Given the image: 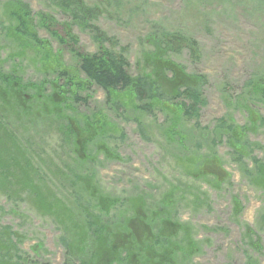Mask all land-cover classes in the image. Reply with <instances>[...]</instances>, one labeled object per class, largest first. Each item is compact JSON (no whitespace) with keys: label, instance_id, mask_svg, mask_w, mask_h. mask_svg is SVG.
Listing matches in <instances>:
<instances>
[{"label":"rangeland","instance_id":"1","mask_svg":"<svg viewBox=\"0 0 264 264\" xmlns=\"http://www.w3.org/2000/svg\"><path fill=\"white\" fill-rule=\"evenodd\" d=\"M24 7L37 37L49 43L54 55L61 54L64 66L78 64L71 50L60 46L58 40L66 42L61 24L69 27L77 53L120 56L130 79L145 77L166 93L200 85L205 103L197 126L193 119L173 127L167 121L174 117L170 112L158 108L154 118L143 114L129 91L106 93L92 85L79 91L70 107L47 105L46 112L34 102L40 92L27 91L21 100L32 115L23 120L14 96L2 92L0 237L7 244L0 239V264H67L75 227L84 215L96 214L98 195L116 201V211H124L122 203L133 197L154 210L172 191L169 222L188 225L200 250L188 264H264V193L248 184L223 141L211 143L223 119L247 126L248 141L264 148V122L258 121L264 120V103L253 92L247 95L264 79V0H0V69L38 85L52 78L45 76L40 53L12 38L14 29L7 31L8 24H16L10 15L24 13ZM43 24L56 26L54 37ZM49 81L42 96L51 93ZM92 120L105 125L102 142L98 135L88 146V134L76 143L64 137L67 129L82 130V123ZM139 125L148 141L141 138ZM168 127L181 132V147L168 144ZM202 139L229 175L220 187L186 177V157L195 145L201 143L205 154ZM253 156L262 161L264 152L255 150ZM243 224L258 239L259 253L250 248ZM4 227L16 240V251Z\"/></svg>","mask_w":264,"mask_h":264},{"label":"trees","instance_id":"2","mask_svg":"<svg viewBox=\"0 0 264 264\" xmlns=\"http://www.w3.org/2000/svg\"><path fill=\"white\" fill-rule=\"evenodd\" d=\"M69 3L71 2L69 1ZM71 4H75V2ZM28 13L27 9L21 14L19 12L14 14L13 12L11 14L12 17L10 15V19L12 18L16 24H14V27L8 24L7 31L10 34L9 30L12 31L14 29L12 38L15 37L17 40L22 41L28 49L34 50L36 48L40 53L39 61L41 67L45 69V76H52V78H45L38 85L24 83L18 73L5 74L0 69V97L13 95L16 106L22 111L18 113L24 116L23 120L26 116L30 117L32 115L28 113L25 101L21 100L24 97V92H40L38 99L34 100V102L38 103L37 106L41 108L42 112H46L45 107L47 105L54 107V109L70 107L69 103L77 101V93L79 91H83L92 85H97L106 93L129 91L135 102L140 104L139 111L153 118L155 117L153 116V109L159 108L161 112H170L175 118L167 116V121H170L173 127L180 120L190 122V120L194 119L195 124L197 123L199 111L205 103L202 99L200 85H186L184 88L178 86L176 90L166 93L145 77H138L132 80L125 74V63L120 56H115L110 52H99L95 56L77 53L75 49L76 40L69 36V27L61 24V30L65 28L66 42L58 40L60 46L65 47L67 50L70 49L78 64V66L66 67L62 63L61 54L56 53L54 55L49 43L37 37L35 24H33ZM15 15H17V19H15ZM43 25L46 30H52L51 35L54 37L56 26L53 28L52 24ZM48 80H50L48 83L51 93L47 96H42L45 91V83ZM249 89L247 92L248 96L253 92L256 101L264 103V79L257 80ZM2 92H4V95H1ZM30 99L33 100V97ZM156 104H159V106L153 108ZM247 111L254 112L251 109ZM1 112L4 113L5 111L1 110ZM256 118V114H253L254 121ZM2 120H5V118ZM20 121L17 118V123ZM97 121H84L82 123L83 129L79 131H69L66 128L67 131L63 135L66 139L74 140L76 143L81 139V134H88L90 137L85 143L86 146L96 142L97 135L101 138L100 142H102L106 137V133L100 130L105 125L103 123L101 127ZM258 121L260 124L264 122L259 117ZM0 125L3 124L1 123ZM19 125H21V122ZM175 130L172 127H168L164 131V137L168 144L177 142V145L181 147L184 138L181 132L177 130L176 132ZM216 130L217 133L212 135L215 138L213 137L211 143L215 144L223 141L230 149L232 161L240 168L239 171L247 179L248 184L264 193V159L258 161L253 156L255 150L259 149L264 152V148H260L258 145L248 141L247 133L249 129L247 126L238 127L230 121L221 119L217 124ZM138 131L142 136L141 138L144 141H148L141 125H139ZM14 137L11 138L14 139ZM83 147L81 148L84 149ZM200 147L201 143L196 144L191 157H186L185 167H190V169H186V177L193 181L206 182L213 187H220L224 182L228 181L229 175L224 171L221 160L209 145L205 144V154H201L200 151L202 149ZM104 156L108 159L114 158L111 152H105ZM246 159L251 163V168L245 162ZM23 160L25 161L26 159ZM98 199L99 202L97 208H95L96 214L92 212L84 215L82 223H78L75 227L76 233L73 235L75 246L73 251L76 256L74 255L73 260L74 252L71 250L73 254L68 256L67 264H188L192 258L199 254L200 250L191 238L192 233L189 226L183 224L177 226L169 222L170 211L175 202L173 191L163 197L159 206L154 210L149 209L142 198L139 197L129 198L122 203L125 207L124 211L114 210L116 201L99 195ZM235 206L238 207L236 201ZM110 210L116 212L109 215ZM101 216H104L103 221H100ZM262 219L264 221V214ZM243 226L245 228L244 236L249 240L250 248L258 253L260 251L258 239L252 240V231L246 224H243ZM7 229L4 227L3 231ZM7 237L12 242L10 246L13 249L15 248L16 251V240L13 241V234L8 230ZM0 239H4V235H1ZM6 244L4 239V245ZM67 246L69 250V243L64 245L66 249ZM81 252L82 254L78 255ZM78 257L81 259L79 260Z\"/></svg>","mask_w":264,"mask_h":264},{"label":"flooded vegetation","instance_id":"3","mask_svg":"<svg viewBox=\"0 0 264 264\" xmlns=\"http://www.w3.org/2000/svg\"><path fill=\"white\" fill-rule=\"evenodd\" d=\"M238 216V215H237ZM247 225V224H246ZM248 226V225H247ZM242 227H243V229H244V235H245V228H244V226L242 225ZM251 230V229H250ZM253 233V232H252ZM251 239L253 240V235H252V237H251ZM260 252V251H259ZM258 252V253H259ZM257 253V252H256Z\"/></svg>","mask_w":264,"mask_h":264}]
</instances>
